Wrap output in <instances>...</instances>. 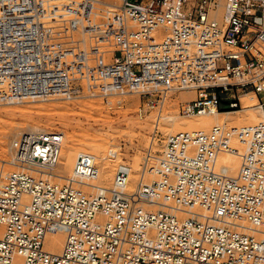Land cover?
Instances as JSON below:
<instances>
[{
  "label": "built area",
  "instance_id": "obj_1",
  "mask_svg": "<svg viewBox=\"0 0 264 264\" xmlns=\"http://www.w3.org/2000/svg\"><path fill=\"white\" fill-rule=\"evenodd\" d=\"M16 1L23 15L0 18V107L79 98L69 72L45 64L38 14L26 9L33 0ZM120 11L132 28L122 25L101 68L109 111L130 95L153 108L192 91L181 116L237 110L240 94H253L264 115V0H121ZM232 140L243 146L234 177L216 169L219 154L235 153ZM61 143L60 131L12 141L14 171H0V264H264V123L169 135L155 165L141 167L157 179L131 193L126 161L92 195L46 179ZM97 175L79 153L71 182ZM51 223L71 229L56 256L44 248Z\"/></svg>",
  "mask_w": 264,
  "mask_h": 264
},
{
  "label": "rangeland",
  "instance_id": "obj_2",
  "mask_svg": "<svg viewBox=\"0 0 264 264\" xmlns=\"http://www.w3.org/2000/svg\"><path fill=\"white\" fill-rule=\"evenodd\" d=\"M20 4L16 0H0V18L13 17L16 14L23 15L22 9L19 7ZM120 5L121 0H92L86 5L79 0H33V2H27L26 9H34L39 17L46 66L66 69L72 84L79 89L80 93L79 98L71 101L55 98L53 101L44 103L26 102L21 105L0 107V170H3L4 173L14 171V168L5 165L10 161L9 144L29 127H40L44 131H60L64 136L66 146L74 147L78 154L84 153L93 157L98 169H100L99 165L102 160H105L106 165L103 167L107 168L105 170L108 172L106 173L108 176L114 175L120 160L129 163L135 161L141 166L143 161L148 158V167L155 165L162 149V142L168 136L167 132L170 129L169 122L158 121L155 118L159 107H147L143 99L136 95H130L121 99L118 109L109 111L100 98L94 97L98 96L102 88L101 68L111 62L114 52L119 49L121 41L123 42V35L121 38L119 35L121 31H117L120 27L118 21L122 19L120 18ZM79 12L84 14L88 20L83 26L86 27V31L90 28L88 33L83 30L80 22H76L75 14H79ZM114 20L116 21L114 22ZM127 22L131 28L132 24L128 20ZM89 31L90 34L93 32V37L88 39L85 37L88 46L92 45L93 41L95 42L93 44L96 45L95 48L99 47H97L98 43L99 45L108 43L110 46L108 48L110 52L106 53L108 55L107 57L105 55L104 62H98L95 48H85L83 45V47L79 46L77 42L80 38L87 36ZM94 34L97 38H94ZM95 57L96 59H94ZM185 95L187 94H182V97ZM244 95H239L240 107L237 109L238 111L239 109L245 110L244 113L230 117L233 119L232 122L235 121V124L231 125L230 121H226L222 126L230 129L240 128L238 124L246 116V118L252 117V119L254 117V119H258L259 123H264L263 115L257 108L256 101L253 102L248 97L249 95ZM175 98L176 96L169 99L168 102L166 101L167 103L159 112L166 116L171 114L181 118L182 116L178 115V100ZM220 111L225 113L235 110L221 107ZM182 121L183 119H178L177 122L181 123ZM258 121L256 120V122ZM209 131L210 129L204 132ZM180 132L187 131L176 128L169 135ZM227 161L229 162V160ZM46 179L66 184L64 181ZM156 179L157 177L152 173L146 175L142 183H150ZM130 180L140 182L136 172L131 175ZM72 187L82 193H96L75 185ZM132 189L134 190V188ZM132 189L127 188V191L130 193Z\"/></svg>",
  "mask_w": 264,
  "mask_h": 264
},
{
  "label": "bare ground",
  "instance_id": "obj_3",
  "mask_svg": "<svg viewBox=\"0 0 264 264\" xmlns=\"http://www.w3.org/2000/svg\"><path fill=\"white\" fill-rule=\"evenodd\" d=\"M75 18H76V22L77 23L80 22L79 24L82 25L81 27H83L85 25L84 23L88 22V20L85 17V15L82 14V13H80V12H79V14L78 13L75 14ZM73 20H75V19H73ZM124 20L125 19H121V20L118 21V23H119L118 25L120 26L119 27V30L122 29V25H125V26H127V27L130 28V25H128L127 20L125 22H124ZM115 21L116 20H114V22ZM122 21L124 22V24H122ZM131 28H132V25H131ZM85 29H86V27L85 28L83 27V30H85ZM88 29H90V28H88ZM88 29H87V31H88ZM119 30L117 29L118 32H119ZM81 31H82V29H81ZM112 33H114V32H112ZM91 34H90V31H89V34L87 36H84L83 35L84 38L82 37V38H80L77 41L79 43V46L80 45L81 46L83 45L85 48H89V47L90 48L91 47L92 48H95L96 45L93 44V43H95L94 41L93 42L91 41L92 42L91 43L92 45H89V46L87 45V41H85V37H86V39H88L89 37L90 38L93 37V32ZM119 35L121 37V34H119ZM94 36H95V34H94ZM94 38H97V37L95 36ZM93 39H91V40H93ZM96 44H97V42H96ZM100 44L101 45H99V43H98L97 44V47L98 46L99 47L98 48H95V56L98 58V62H100V61L101 62H104L106 60L105 55H106V57L108 55L106 53H109L110 52V50L108 49L110 46H108V43H106V44L100 43ZM72 46H73V44H72ZM96 57L94 59H96ZM182 94L183 95L184 94H187V95H185V96L182 97ZM175 96H176L175 100H178V104H179V103L188 102V101L192 100L193 97H194V93L192 91H182V92L176 94ZM244 96L250 97L253 102L256 101V103H257V99H256V97L253 94H245ZM94 97H98V96L95 95ZM171 98L170 97L169 98H165L160 103V105L158 106L159 107L158 110L161 111L162 108H163V105L165 103H167L168 100L171 99ZM182 100H185V101H182ZM50 101H53V99L48 100V101L30 100V101H26V102H43L44 103V102H50ZM19 105H21V104H19ZM254 108L256 109V106ZM257 108H258V106H257ZM159 111L155 114L156 115L155 118L158 121H164V122H169L170 123L169 124L170 125V129H168V132H167V135L169 136V133L172 132L173 130H176V128L182 129V130H186L187 132H195V131H202V132H204L205 130H209V129L211 130L215 126H222V125H224V123L226 121H230L229 124H231V125L232 124H235L234 123L235 121L232 122L233 119H231L230 117L235 116V115H240V114L244 113L245 110H240L239 109V111L238 110H235V111H232V112L227 111L225 113L224 112H221V111H217L213 115H207V116H197V115H194V116H189V117L188 116H182L181 118H178L176 115H171V114H169V116H166L164 114H161ZM167 115H168V113H167ZM246 117H245V119H243L242 121L239 122L238 125H240V128L252 126V125H255V124H258L259 123L258 119H254V117H253V119H252V117H250V118L249 117L246 118ZM262 117H263V120H264V115ZM178 119H183V121L181 123L180 122H177ZM256 120L258 122H256ZM224 127H226V126H224ZM240 128L233 127L232 129H240ZM228 129H230V128H228ZM31 132H45V131L43 129H41L40 127H29L28 129H26V131H24L21 134L31 133ZM180 133H185V132H180ZM177 134H179V133H177ZM11 143L9 144V147H8L9 148V154H10V161H9V163H5V165L7 164L9 167H12L13 168V166L11 165V153H10ZM63 143H64V136L62 134L61 147H62V145L65 144V143L64 144ZM236 143H237V145H236ZM230 145H231L232 149L235 150V153H222V154H219L218 155V158H217L216 169L218 171L222 172L226 176L234 177L237 174L238 170H239V166H240V155L243 152V146L240 145L239 142L236 141V140H232L231 143H230ZM61 147H60V151L61 152H59V158H58L56 167L52 171L51 175L48 174V177H45V178H52V179H55L57 181H64L66 184H68L70 186L75 185L78 188L89 189L91 191H95L96 193L99 190H103V189L104 190H108V189L111 188V186H112L111 183H112V180H113V176L114 175H112V176L106 175V173H108V172L105 169H107V168H104L103 167V165H106L105 160L104 161L102 160V162L99 165L100 166V169H98V167L96 165V161H95V159L93 157L92 158L94 159L95 166H96L97 171H98V175H97L96 179H94L92 181H81L80 183H73V182H71V178H72L71 174H72V171H73V166H74L75 159H76V156H77L78 152H77V150L74 147H72V146H66V144H65V146H63V147H66V148H63L62 147L63 148L62 149ZM149 158H151V157L149 156ZM147 160H148V158H146V160L143 161L144 162L143 164L146 163L147 166H148V163L149 162H147ZM226 160H229V162L228 161L226 162ZM120 161L121 162H125V161H122V160H120ZM4 162H7V161H4ZM126 162L129 164V166L131 168V173H130V176H129V182H128V185H127V188L128 189H132V188L135 189L136 185L138 184L137 181L135 182L133 180H130V177H131V175L134 172H136L138 174L139 181H143V179H144V177L146 175H151L152 174V173H150V171L148 169H146L144 173L142 172V168L141 167H142L143 164L140 166V164H136L135 161H133L131 163H129L128 161H126ZM56 168H57V170H56ZM149 168H151V167H149ZM0 171L3 172V170H0ZM145 184H148V183H145ZM97 188H99V189H97ZM131 191H130V193H131ZM82 194L92 195V194H88V193H82ZM70 232H71V229H69L68 227L60 226V225L55 224V223L49 224L47 226V228H46V236H45V239H44V248H45L46 252L49 253V254H51V255H55V256L56 255H60L63 252V249L65 247L66 238H67V236H68V234ZM2 235H3V228L0 227V239L2 238ZM255 236L258 237V235H255Z\"/></svg>",
  "mask_w": 264,
  "mask_h": 264
}]
</instances>
